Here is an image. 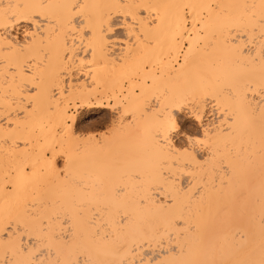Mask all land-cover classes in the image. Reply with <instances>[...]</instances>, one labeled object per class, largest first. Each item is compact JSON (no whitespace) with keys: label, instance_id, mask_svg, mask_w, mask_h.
Listing matches in <instances>:
<instances>
[{"label":"bare ground","instance_id":"6f19581e","mask_svg":"<svg viewBox=\"0 0 264 264\" xmlns=\"http://www.w3.org/2000/svg\"><path fill=\"white\" fill-rule=\"evenodd\" d=\"M9 3L53 7L36 9L44 13L36 24L0 26V264L38 257L53 264L85 257L93 264L258 262L264 244V98L256 95L264 88L261 0H0ZM185 4L224 5L231 29L207 9ZM109 17L121 25V42L106 31ZM25 31L35 36L25 38ZM181 32L192 35L187 65V39L174 40ZM145 77L154 92L166 85L215 91V125L227 109L212 152L202 153L213 159L202 167L181 165L178 193L149 178L147 158L128 129L103 150L57 134L65 107L69 116L77 112L75 100L95 103L97 94L106 100L105 92H119L121 81L128 95V79ZM72 131L80 134L75 123ZM127 141L137 144L131 145L139 156L134 148L138 158L123 156L119 164L130 161L145 174L141 194L118 191L134 169L122 168L119 183L102 178L120 158L119 147L131 146ZM151 184L159 191L150 192ZM173 197V208L160 207Z\"/></svg>","mask_w":264,"mask_h":264},{"label":"snow or ice","instance_id":"6c2138e0","mask_svg":"<svg viewBox=\"0 0 264 264\" xmlns=\"http://www.w3.org/2000/svg\"><path fill=\"white\" fill-rule=\"evenodd\" d=\"M45 7L53 6L20 3L0 4V26L7 29L9 23L17 24L22 21H30L32 24H36L37 18L44 15L36 9ZM55 7L67 6L57 5ZM182 7L185 9L196 7L207 9L210 16L215 14V19L221 28L230 30L232 27L231 21L222 12L224 5L201 4L197 6L185 4ZM245 7L247 6L245 5ZM261 8L264 9V0H261ZM218 9L221 11H217ZM47 18L45 15V19ZM133 20H135L134 15ZM196 23L198 21L194 18L193 30H195ZM37 26L39 27V25ZM120 26L118 20L109 17L106 31L117 34V29ZM259 27L261 39L264 40V12L261 14ZM184 32H187L186 27ZM184 32L174 36V40L179 43L187 39V44L184 45L189 50L187 54H184V64L187 65L193 42L191 33L189 32L185 37ZM30 35L34 37L35 33L25 31V38ZM89 47L92 45L90 44ZM262 58H264V45H262ZM65 59L71 60L72 57L66 56ZM81 63L83 64V61ZM144 67L147 68V63L144 64ZM89 71H94V69L90 67ZM93 79L95 80V77ZM146 81L147 77L143 82L129 78L127 81L128 95H124V81H121L119 92L114 88L105 92L106 100L104 96L99 94H97L95 103H92L91 99L75 100L77 112L69 116L67 107H65L60 114L62 125L57 134L61 137H70L79 145L94 144L97 149L103 150L111 142L121 137L125 129H128L137 141L141 152L147 158L151 169L148 174L149 178L156 183L162 181L164 184H168L172 191L178 193L180 189L177 188L176 184V171H179L181 165L202 167L213 159V156L206 157L202 153L212 152L213 137L221 131V126L229 119L227 109L221 112L220 125H215L212 120L206 119L210 104L214 110L213 119L215 110L220 107L219 96L215 91L200 88L177 91L166 85L154 92L150 90L151 86H148ZM61 95H64V90H61ZM72 104L73 101L68 100V106ZM73 123L76 124L79 135L72 131ZM214 128L216 131H213ZM261 141L262 151H264V127L261 129ZM184 174V172H180L181 176ZM144 175L143 172L136 173V181L141 185L146 183ZM187 175L192 176L194 173L188 172ZM127 187V184L121 185L118 189L119 193L126 194L125 189ZM10 189L14 193L17 185L11 184ZM174 201L175 197L167 206L161 204L160 207L171 209L175 206ZM28 254L31 256L34 253L28 250ZM39 255L43 256V253ZM3 264H53V262L38 257L26 261L5 260ZM55 264H61V262L56 261ZM64 264H93V261L85 257L83 260H68ZM237 264H264V244H262L261 259L258 262L241 261Z\"/></svg>","mask_w":264,"mask_h":264},{"label":"rangeland","instance_id":"374dc122","mask_svg":"<svg viewBox=\"0 0 264 264\" xmlns=\"http://www.w3.org/2000/svg\"><path fill=\"white\" fill-rule=\"evenodd\" d=\"M119 31H120V30H117V33H118V34H117V35H116V34H113V35H112V38H113V40H116V41H120V42H121V40H122V38H121L122 34H120ZM118 35L120 36V38H119ZM114 36H115L116 38H115ZM117 36H118V38H117ZM114 38H115V39H114ZM109 40H111V39H109ZM82 42H83V43H82L83 48H84V45H85V47H86V45H88V43H86L87 41H82ZM120 42H118V43L120 44ZM82 45H80L81 48H82ZM88 46H89V45H88ZM121 46H122V45H121ZM83 48H82V49H83ZM84 57H85L84 60H87L86 55H84ZM263 92H264V88L259 87V88H258V92L256 93V95H258L259 98H264V93H263ZM208 107H209V106H208ZM211 108H212V107L208 108V111H213ZM209 109H210V110H209ZM210 113H211V112H210ZM215 113H216V111H215ZM208 114H209V112H208ZM209 115H210V116H207L206 119H209V120L211 119L212 121L216 120V118H217V116H218V114L216 113V114H215L216 117H214V119H213V118H212V117H213V116H212L213 113H211V114H209ZM211 116H212V117H211ZM78 131H79V130H78ZM127 143L130 144V145L133 143V145H134V142H133V141H130V142L127 141ZM135 143H137V141H136ZM137 144H138V143H137ZM137 144H136V145H137ZM133 145H131V146H127V145L125 146V145H124V146H121V148L119 147V149L117 148V149H118L117 153L120 155V158L118 157L119 159H113V160L110 158V161L112 160L115 164L117 163V165H115V164H113L114 166H113L112 164H111V166L106 165V166H107L106 168H108L109 171H108V169H105V172H107V171H108V172H107L106 174H105V172H104V174L102 175V176H103L102 178H103L104 182H107V179H108L109 181H110V179H112V180L110 181V183H113V182H118V183H119L120 177L118 176V174H119L120 172H123V169L126 170V169L128 168V170H129V169L131 168L132 170H133V169H134V170H137V169L134 168L135 165L132 166L133 164H132V165H131V164H128L130 161H133L134 157L137 155V154H136V155L133 154L135 151H136V153H138L137 156H139V152H138L139 150H136L137 147H132ZM136 145H134V146H136ZM129 147H130V148H129ZM134 148H135V151L133 152ZM125 149H127V150H125ZM128 149H129V150H128ZM130 149H131V150H130ZM114 151H116V150H114ZM119 151H120V152H119ZM112 152H113V151H112ZM112 152H111V153H112ZM121 152H122V154H120ZM123 152H125V153H124L125 155L123 154ZM127 153H130V154L132 153L133 155H132V154H131V155H132L133 157H132V156L129 157V155H128ZM118 154H117V155H118ZM115 155H116V154L114 153L113 156H114L115 158H117V156H115ZM127 155H128V156H127ZM113 156H112V157H113ZM123 156H124L126 159H130L129 162L126 161V160L124 161V164H126L125 162H128V163H127L128 166L126 165V166H122V167H121V165H122L123 163H121V165L119 164V162H121V161L123 160V159H122V158H124ZM137 156H136V157H137ZM121 157H122V158H121ZM131 157H132V160H131ZM136 157H135V158H136ZM137 158H138V157H137ZM108 159H109V157H108ZM108 159H107V160H108ZM121 159H122V160H121ZM110 161H108V162H110ZM117 161H118V162H117ZM122 162H123V161H122ZM57 164H58V166L62 165V160L58 159V160H57ZM108 164H109V163H108ZM118 164H119L120 166H118ZM130 166H131V167H130ZM135 167H136V166H135ZM112 168H113V169H112ZM122 168H123V169H122ZM137 168L139 169V167H137ZM120 169H122V171H121ZM119 170H120V171H119ZM125 170H124V173L126 172ZM128 170H127V171H128ZM134 170H133V171H134ZM129 171H131V170H129ZM133 171H131L132 174H130V172H127V173H126L127 175L129 174V176L131 175V176H130L131 178L129 177V178H128L129 180H126L125 182L131 183L132 185H138V186H134L135 189L133 188V190H132V189H129V187H127L128 190H130V192H128V193H131V192L134 191V190H135L134 192H139L140 189L142 188V185L139 184V183L136 181V178H132V175H136V173H137L139 170H137L136 172H133ZM108 173H109V174H108ZM121 175H122V174H121ZM124 175H125V174H124ZM182 176H183V175H182ZM182 176H181V178H180L179 175H176V177H177V178L179 177L180 179L183 178ZM118 177H119V178H118ZM113 179H115V181H114ZM116 180H118V181H116ZM183 180H184V178L182 179V182H184ZM109 181H108V183H109ZM112 181H113V182H112ZM123 181H124V180H123ZM123 181H120V182L126 184V183L123 182ZM180 181H181V180H180ZM122 183H120L118 186L120 187ZM128 183H127V184H128ZM115 184H116V183H115ZM124 184H122V185H124ZM118 186H117V188H118ZM149 187L151 188V189H150V192H151V191H152V192H158V191H159L158 189L156 190V188L154 189V188H153L154 186H152V184H151V186H149ZM127 188H126V191H127ZM152 188H153V189H152ZM141 191H142V189H141ZM134 192H133V193H134ZM139 193H140V192H139ZM139 193H138V194H139ZM134 194H136V193H134ZM140 194H141V193H140Z\"/></svg>","mask_w":264,"mask_h":264}]
</instances>
